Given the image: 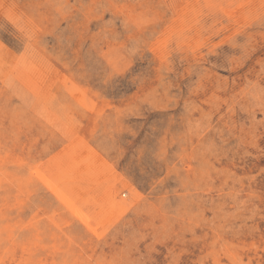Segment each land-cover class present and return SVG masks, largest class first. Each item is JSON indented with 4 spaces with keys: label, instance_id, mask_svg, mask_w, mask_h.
<instances>
[{
    "label": "rangeland",
    "instance_id": "obj_1",
    "mask_svg": "<svg viewBox=\"0 0 264 264\" xmlns=\"http://www.w3.org/2000/svg\"><path fill=\"white\" fill-rule=\"evenodd\" d=\"M0 264H264V0H0Z\"/></svg>",
    "mask_w": 264,
    "mask_h": 264
},
{
    "label": "bare ground",
    "instance_id": "obj_2",
    "mask_svg": "<svg viewBox=\"0 0 264 264\" xmlns=\"http://www.w3.org/2000/svg\"><path fill=\"white\" fill-rule=\"evenodd\" d=\"M9 21V20H8ZM80 208V207H79ZM124 215V214H123ZM144 260V259H143Z\"/></svg>",
    "mask_w": 264,
    "mask_h": 264
}]
</instances>
